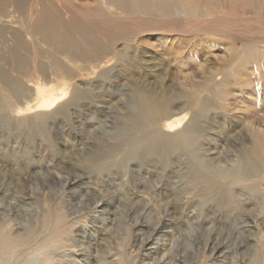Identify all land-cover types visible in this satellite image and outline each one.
Masks as SVG:
<instances>
[{
    "label": "bare ground",
    "instance_id": "1",
    "mask_svg": "<svg viewBox=\"0 0 264 264\" xmlns=\"http://www.w3.org/2000/svg\"><path fill=\"white\" fill-rule=\"evenodd\" d=\"M62 1L63 4L59 0H0V127L39 131L44 135V141L58 146V142L47 135L48 122H66L72 116V109L78 110L81 116L88 115L89 111L78 108V104L85 101L100 104L104 108L108 106L109 110H119L114 101L116 91L108 89L106 85L109 72L114 71L116 65L126 68L127 65L135 64L138 66L137 74L144 77H137L140 79L136 86L131 79L130 86H135V102L122 112L120 109L124 123L121 142L108 147L102 154L84 155L80 159L81 163L99 175L108 177L115 173L126 185H133L135 189L136 184L127 182L132 165L139 163L137 165L152 168L151 181L144 182V190L138 192L143 194L139 201L144 199L146 204H152L148 210L137 214L130 205H136L138 199H125L122 204L127 213L125 211L124 214L127 218L131 217L125 226L130 225L136 232V226L142 223L147 235V229L155 228L154 232L157 231V227L145 224L141 219L149 220L153 213L159 217L163 209L170 206L162 208L160 204L152 202L154 195L151 191L155 188L150 185L161 177L158 170L163 166L164 171L173 169V179L170 176L171 181L167 184L170 191L166 188L165 195L171 202L170 209L174 207V212L190 211V208L197 207L199 216L206 219L212 212L216 214L222 211L234 224L237 223L233 216L235 212L238 215L258 212L259 216H264V136H258L252 147L236 150L226 134L224 122L227 119L211 113L213 109L224 111L227 108L231 87L245 81L247 74L244 72L246 75L243 76V71H249V74L252 71L258 74L256 76H259L258 72L264 73V42L254 41L249 36L252 33L249 24L257 21L260 25L259 22H262L264 0ZM197 23L199 26L195 25ZM190 26H193V34L203 37L201 42L207 49L213 50L216 46L222 48L230 64L224 66L225 72L219 68L211 70L194 88L174 91L161 77L162 71L159 74L156 72V75L153 69L145 66V57L148 55L144 38L155 35L160 41L168 37L169 33L179 38L185 37ZM237 46L240 48L236 49ZM181 64L185 65L184 62ZM148 79H154V84ZM256 80V98L260 101L264 96L263 84L260 81L262 79ZM99 84L102 88L97 91ZM220 100L224 102L223 106L218 103ZM88 119L89 116L83 122ZM221 143L231 145L234 149L229 148L226 156L214 157L211 151L217 150ZM14 145L11 152L15 158L30 156L26 149L23 154L18 153L21 149L17 139ZM2 149L4 147L0 145V151ZM82 185L81 177L76 175L72 180L68 176L61 179V186L79 188V191L70 195L71 206L74 201L84 204L83 194L89 193L81 190ZM101 189L97 190L96 195V204L100 203V207L97 205L95 210L86 211L77 204L72 207V215L66 213L68 221L63 214L59 215L58 222L53 223L45 212L41 220L42 228H32L29 224L35 221H30L25 224L26 232L23 235L10 232L11 221L0 223V264H18L21 255L31 260L36 258L34 264H69L68 258H71L70 264H79V260L83 259L89 260L91 264H122L123 259L131 264V259L139 260L141 254L138 253L129 257L131 248L128 250L130 244L126 242V246L121 245L120 250L117 249V258L108 262L110 248L108 245L102 246V242L108 239V232L103 230L102 234V231L88 228V217L85 216L89 213L94 217L100 215L104 224L108 223L113 206L103 193H108V189ZM78 193L80 195H76ZM67 199L64 198L62 210L69 212ZM207 206H210L209 211L206 210ZM97 208L100 210L97 211ZM185 215L188 217L187 212ZM168 217H171V212ZM81 225L86 229L87 236L92 232L91 238L94 244H99L97 247L78 249L81 244L79 230L72 231ZM259 227L258 249L248 261L249 264H264V227ZM153 240L154 235H151L139 247L151 251L155 245ZM216 248L219 247H214L206 240L202 258L205 259L209 249L212 251ZM57 251L63 253L64 261L55 262L53 255ZM95 252L97 255L93 257ZM112 253L110 258L114 255ZM147 255L150 257V253Z\"/></svg>",
    "mask_w": 264,
    "mask_h": 264
},
{
    "label": "rangeland",
    "instance_id": "2",
    "mask_svg": "<svg viewBox=\"0 0 264 264\" xmlns=\"http://www.w3.org/2000/svg\"><path fill=\"white\" fill-rule=\"evenodd\" d=\"M59 2L63 4L62 0H59ZM256 22L257 21L251 23L253 26L251 24H249L250 26L247 25V27L249 26L252 29V33L249 34V36L252 37L254 41L264 42V17L262 18V22H259L261 26ZM195 25L199 26L198 23ZM187 31L189 33L181 38L176 37L172 33H169L168 37H164L160 41L157 40L159 38L155 35L144 38V40L146 39L147 41L145 50L148 55L145 57V60L147 61L145 66L148 69H153L156 75L162 71V73H160L161 77L166 79V82H168L167 84L174 91H182L191 87L194 88V85L202 82L211 70L219 68L220 71L222 70L225 72L223 69L226 67L224 66L230 64L228 61L229 59L225 56V52L222 48L216 46L213 50L207 49L201 42L203 37L192 33L193 26L188 27ZM156 43H159V45H156ZM238 47L239 46L235 48L237 49ZM189 59L194 60L188 61ZM181 62H184L185 65L181 64ZM137 70L138 66L130 64L127 65L126 68H121L119 65H116L114 71H112L113 73L109 72V79L106 85L108 89L110 88L116 91L114 101L116 106L121 109V112L128 109V107L135 102L133 88H135L140 77H144V75L137 74ZM248 72L245 70L241 73L243 76L246 75V77H244V82L231 87L230 95L226 102L227 108H225L224 111L220 108L211 111L212 115L219 116L225 120L227 119L224 122L227 128L226 134L230 137L232 145L236 146V150H241L245 147H252L258 136H264V96H262V100L260 101L256 98L257 89L255 85L257 83L256 79H262L260 81H262L261 83L263 84L261 85L263 89L262 93L264 94V73L263 71L258 72L259 76H256L258 74L253 73L252 71L251 74ZM138 76L140 77L137 78ZM187 76L188 78L186 79ZM220 77L221 76H218V78ZM131 79L135 81L134 87L130 86L132 84L130 83ZM148 81L151 82V84H154L155 82L154 79H148ZM151 86L154 87V85ZM101 88L102 87H100L99 84L97 91H100ZM218 100L219 99H217L216 102ZM218 103L222 106L224 105L222 100ZM78 108L84 111H89V114L81 116L78 110L72 109V116L66 122L61 120L52 121L50 123L48 122L47 135L52 139H55L56 143L58 142V146L57 144L50 143V141L49 143L44 141V135L42 132L39 133V131L35 132L28 128L9 129L6 128V126L0 127V145L4 147V149L0 151V223L11 221L12 231L10 232L12 234H25V226L30 221L35 222H33L32 225H30V223L29 226L40 230V228H42V216L45 212L50 216L51 220H53V223L58 222L60 218L59 215L63 214L66 221H68L66 213L72 215V207L78 204L74 201V205L71 206L70 195L74 191H79V188L61 186V179L68 176V178L72 180L76 175L81 177L83 181V185L80 187L82 188L81 190L89 193L86 195L83 194L84 204H78V206H82L86 211L92 209L95 210L97 205H99L97 207H100V203L96 204V201L98 200H96L97 190L102 187L101 190L104 188L108 189V193L106 191L103 192L113 206L110 211L111 214L108 217V223L105 225L103 218H101L100 215H97L98 213L95 214V216L97 215L98 217H94L92 213H89L91 216L89 214L85 216L88 217L86 218V223L90 230L102 231L100 232L102 234L103 230L108 232L107 241L102 242V246L108 245L110 248L108 249V262L117 258L115 254L120 250L121 245L126 246L129 243L130 246L128 247V250L131 248L128 251L129 257H131V254L133 253L141 254L139 260L136 261L131 259V264H249L248 261L251 260V257L256 254V250L258 249V229L260 228L259 226L264 227V216H259L260 213L258 214V212H246L240 213L239 215L238 212H235L233 216L236 217L237 223L234 224L235 222L232 223L222 211H219L220 214L212 212L210 217H208L209 219L206 218L207 220L199 216L198 213L200 212L195 206V208H190V211L182 210L180 212H174V207L172 206V212L170 209L171 202L165 195L167 184L171 181L170 176L173 179V169L171 168L166 171H164V166L159 168L158 174H160L161 177H158L157 181H152L150 185L154 186L151 188H155L152 189L154 191H151L152 196L154 195L153 197L150 196V198L152 197L153 199L152 202L158 203V205L160 204L162 208L170 205L168 209H163V212L167 215L161 211L162 213L159 217H157L158 215L156 213H153V216H151L153 219L151 217L149 220L143 217L141 219L145 224H152V227H157V231L154 232L155 228H150L151 230L147 229V231H149V234L147 235L142 223H139L136 226L135 233L130 225L126 227L125 225L131 220V217L128 215L130 218H127L126 214H124L125 211L127 213V210H125L124 205L122 204L125 199L129 198L131 200L133 197L135 200L138 199V201H135L137 203L136 205H130L135 212H138L137 214L143 213L144 209L148 210V207L152 204L149 202L146 204L144 199L139 201V198L143 194L141 193L140 195L138 193L141 192V189L144 190V182L151 181L150 176L152 168L148 169L146 165V167H144V165H137L139 163H134L132 165L133 169L131 167V175L128 177L127 182L136 184L137 191L133 185L131 187L130 185H126V182H124V180L122 181L121 177L117 176L115 173H111L110 176L105 177L99 175L94 170L87 168L85 164L81 163V157L84 155L97 156L98 154L105 152L108 147L117 145V143L119 144L122 140V134H124V123L120 115V109L109 110L108 106L104 108L102 105H98L91 101H85L78 104ZM87 116H89L88 121L83 122ZM218 120L216 122H218ZM257 131L262 132L258 133ZM16 139L18 141V147L21 149L18 153L23 154V150L26 149L30 153L29 157H14L11 151L15 147L14 141H16ZM117 139L120 140L117 141ZM231 147V145L226 146V143H221L218 145L217 150L211 151V154L214 155V157L221 155L226 156V152H228ZM25 158H28V162H26ZM147 176L148 179L146 178ZM18 179L20 180L18 181ZM159 180L162 181L159 182ZM103 182L108 184H104ZM122 184L124 186H122ZM96 186L97 188L95 189ZM166 190L169 189L167 188ZM128 193H130V195ZM76 195H80V193ZM64 196L66 198L68 197L67 202L69 212L62 210L64 207ZM144 198H146V196ZM156 198L159 200H154ZM46 203L48 205H46ZM140 205H142V210ZM145 205H147V207H145ZM208 209H210V206L206 207V210ZM99 210L100 209L97 208V211ZM170 212L171 217H168L170 216ZM186 212L188 213V217L185 215ZM78 227V229L77 227H74L73 231L71 230L73 233L79 230L78 234L80 238H78L81 241V244L78 249H83V247L88 249L99 245L98 243L94 244L95 241L91 238L93 237L92 232L87 236L85 232L86 229L83 225ZM191 227H193L192 230ZM151 235H154V249L151 248V251L148 249H146L147 251L141 249L139 246L142 241L145 243ZM192 237H194V239ZM235 238H237V240H235ZM206 240H209L214 247L218 246L219 248L212 251L209 249L204 259L202 258V255ZM126 242L127 244H125ZM99 243L101 245V242ZM109 252L114 254L111 258ZM146 253H150V257L149 255L146 256ZM69 254L72 257L71 252H69ZM54 255L55 262L58 263V261H64L63 253L61 251L55 252ZM96 255V252L95 254L93 253V257H96ZM21 256L19 257L21 259L18 264L21 262L22 264H34L33 262L37 260L35 257V260H31L29 257H24V255ZM69 259L71 260V258H68L67 262L70 264L71 261ZM155 259H157V261L153 263ZM84 263L91 264L89 260H79V264ZM122 264L129 263L126 259H123Z\"/></svg>",
    "mask_w": 264,
    "mask_h": 264
}]
</instances>
